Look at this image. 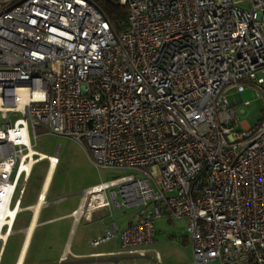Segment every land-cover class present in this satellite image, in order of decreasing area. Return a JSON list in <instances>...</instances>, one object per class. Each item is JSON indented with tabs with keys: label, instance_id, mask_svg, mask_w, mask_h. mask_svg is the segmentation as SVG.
Listing matches in <instances>:
<instances>
[{
	"label": "built area",
	"instance_id": "1",
	"mask_svg": "<svg viewBox=\"0 0 264 264\" xmlns=\"http://www.w3.org/2000/svg\"><path fill=\"white\" fill-rule=\"evenodd\" d=\"M116 1L123 29L94 0H0V257L47 132L130 172L79 192L74 221L141 213L91 246L144 257L154 221L183 217L192 264H264V115L235 131L227 98L264 99V0Z\"/></svg>",
	"mask_w": 264,
	"mask_h": 264
},
{
	"label": "crops",
	"instance_id": "2",
	"mask_svg": "<svg viewBox=\"0 0 264 264\" xmlns=\"http://www.w3.org/2000/svg\"><path fill=\"white\" fill-rule=\"evenodd\" d=\"M52 154H49L48 156ZM59 164H60V157L58 153V164L56 165L52 177V181L49 184L48 191L45 196L46 201L48 203L43 205L41 210L39 211L37 221L35 222L34 232L31 238L29 239L27 233L35 220L34 219L35 215L32 208L36 204H38L39 197L42 196L43 194L44 182L47 177L46 173H48L47 170H49L48 165L49 168L51 167V165L49 164L48 161H41L37 163L33 169V173L31 175V178L27 186L26 195L30 183L37 171H42V179L40 182V186L37 189V192L35 193L34 197L30 199L29 202L26 203L25 201L23 202L24 209L18 214L17 219L15 221L13 233L11 234V236L13 234H19L21 241L19 243V247L17 248L14 254L12 263L13 264H125V262L128 259L124 257L125 254L122 255V253H118L120 249V241L118 239L109 240L107 242L101 243L96 247L91 246L90 241L93 238L99 237L103 232L104 226H106L107 224L115 221L116 225L119 228H125L127 225L134 222L137 219V216L140 215L141 213L123 212L122 210H118L113 206H110L107 208L97 210L96 219L94 220L81 218L78 221H74L72 218V213L79 204V199H80L79 191L87 187L96 185L98 183L90 184L85 188H80L75 191L54 195V191L57 184L56 173ZM36 199H37L36 203L33 204ZM70 202L73 203L70 204ZM68 203H69L68 206L62 205ZM57 205H61V206L56 207ZM22 213H26L27 224L21 227H17L20 215ZM101 219H104L105 225L101 223ZM178 219L181 220L183 219L185 221V235L191 247L190 237L186 230V219L183 217L181 218L161 217L156 219L154 221L155 241L157 240L156 236L159 231V229L156 227L155 224L156 221L164 220L165 222L170 223L171 221ZM43 227L46 228L49 227V228L44 232L42 241H39L38 249L34 251L35 248L34 246H36V243L39 238L38 233ZM79 229L81 231L79 235H77ZM9 239L7 241L4 252L0 257V264H4V256L6 254L9 245ZM28 240H30L29 246L27 252H25L24 250ZM21 243H22V247L20 250Z\"/></svg>",
	"mask_w": 264,
	"mask_h": 264
},
{
	"label": "rangeland",
	"instance_id": "3",
	"mask_svg": "<svg viewBox=\"0 0 264 264\" xmlns=\"http://www.w3.org/2000/svg\"><path fill=\"white\" fill-rule=\"evenodd\" d=\"M104 1L105 0H95L96 3H103ZM234 93V90H229L227 92L229 104L233 106L236 111L237 121L236 126L233 129L235 131H242L246 127H254L259 123L264 115L263 97L261 95L258 96L253 87L247 86L245 91L241 93V98L243 101L248 102L236 103ZM36 148L42 151L43 155L47 156L54 153L56 148H59L60 164L56 173L57 184L54 195L75 191L80 188H85L90 184L109 181L130 173L129 171L117 169H98L93 165L89 158L87 145L70 137L40 132L37 137ZM47 175L48 173H46V176ZM41 179L42 171H37L30 183L27 195L25 196V203L29 202V200L34 197L40 186ZM36 201L37 199L33 204H35ZM72 203L73 202H70V204ZM62 205L68 206L69 203ZM60 206L61 205H57L56 207ZM26 224V213H22L17 227H21ZM155 224L159 231L156 236L157 240L150 246V248L154 251L146 253L144 257L122 254L128 259L125 264H192L191 247L185 235V221L183 219H178L167 223L164 220H158ZM48 228L49 227H43L38 233L39 238L36 246H34V251L38 249L39 241H42L44 232ZM80 231L81 230L79 229L77 235H79ZM20 241L21 239L19 234H13L10 237L9 245L4 256V264H13L14 254L19 247ZM156 254H158L157 258Z\"/></svg>",
	"mask_w": 264,
	"mask_h": 264
},
{
	"label": "trees",
	"instance_id": "4",
	"mask_svg": "<svg viewBox=\"0 0 264 264\" xmlns=\"http://www.w3.org/2000/svg\"><path fill=\"white\" fill-rule=\"evenodd\" d=\"M95 5L104 13L115 29H123L126 27V8L118 4L116 0H105L103 3Z\"/></svg>",
	"mask_w": 264,
	"mask_h": 264
},
{
	"label": "bare ground",
	"instance_id": "5",
	"mask_svg": "<svg viewBox=\"0 0 264 264\" xmlns=\"http://www.w3.org/2000/svg\"><path fill=\"white\" fill-rule=\"evenodd\" d=\"M25 97H26V93L23 95V99L22 100H25ZM42 161H48L49 164L51 165V167L49 168L48 170V175H47V178H46V181L44 183V190H43V194L42 196L39 197V202L38 204H36L32 209L34 211V223L31 225L30 229L28 230V236H29V239L31 238L33 232H34V228H35V222L37 221V217H38V213L39 211L41 210L42 206L47 204L48 202L46 201V194H47V191H48V187H49V184L52 180V176L54 174V170L56 168V165L58 164V158L56 156H47V155H43L42 154V158H41ZM29 241L27 242V245L25 247V252H27V249H28V246H29ZM24 252V253H25Z\"/></svg>",
	"mask_w": 264,
	"mask_h": 264
}]
</instances>
